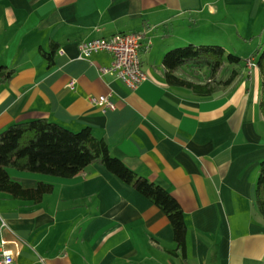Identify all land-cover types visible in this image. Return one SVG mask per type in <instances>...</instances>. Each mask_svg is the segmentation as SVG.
Returning <instances> with one entry per match:
<instances>
[{
    "label": "crops",
    "instance_id": "0c3cea01",
    "mask_svg": "<svg viewBox=\"0 0 264 264\" xmlns=\"http://www.w3.org/2000/svg\"><path fill=\"white\" fill-rule=\"evenodd\" d=\"M121 31L142 33L146 78L135 88L101 70L110 52L80 55L83 40ZM246 35L264 41V0H0V68L12 70L0 81V131L30 118L91 127L113 155L175 196L187 225L185 253H170L164 211L99 162L71 177L10 168L25 187L53 183L38 201L0 190V222L16 234L12 264H261L256 59L245 56L236 84L208 96L169 85L161 63L183 43ZM102 95L115 107L91 99Z\"/></svg>",
    "mask_w": 264,
    "mask_h": 264
},
{
    "label": "trees",
    "instance_id": "16d2710c",
    "mask_svg": "<svg viewBox=\"0 0 264 264\" xmlns=\"http://www.w3.org/2000/svg\"><path fill=\"white\" fill-rule=\"evenodd\" d=\"M42 54L52 62L51 52L43 50ZM161 63L169 85L187 88L201 96L234 86L245 68L240 55L227 52L224 45L218 43L188 42L174 46L164 52ZM256 63L260 74L258 104L264 115V49ZM11 74V69L0 68V81ZM91 162L103 164L161 208L173 228L174 247L168 251L185 253L187 225L179 201L167 188L136 173L113 155L106 141L95 135L91 127L83 126L74 131L46 118H30L12 122L0 131V190L13 196L38 201L51 191L53 183L38 180L33 186L25 187L10 175V168L71 177ZM255 192L257 207L264 218V158L259 163Z\"/></svg>",
    "mask_w": 264,
    "mask_h": 264
},
{
    "label": "built area",
    "instance_id": "2783aa9c",
    "mask_svg": "<svg viewBox=\"0 0 264 264\" xmlns=\"http://www.w3.org/2000/svg\"><path fill=\"white\" fill-rule=\"evenodd\" d=\"M151 42H146V47ZM142 44V33L139 31L115 32L107 37H91L83 40L80 45V55L90 57L92 53L105 50L112 54L110 63L100 67L103 72L114 74L130 88L137 87L145 78L139 48ZM250 60V59H248ZM70 88L74 80L68 81ZM92 101L103 109L114 108L115 103L110 95L92 97ZM16 240L13 229L5 222H0V264H12L17 249L10 246Z\"/></svg>",
    "mask_w": 264,
    "mask_h": 264
},
{
    "label": "rangeland",
    "instance_id": "374dc122",
    "mask_svg": "<svg viewBox=\"0 0 264 264\" xmlns=\"http://www.w3.org/2000/svg\"><path fill=\"white\" fill-rule=\"evenodd\" d=\"M203 40H205V39H200L199 42L204 43ZM209 40L210 41H208V40L205 41V43L222 44L221 40H214V39H209ZM187 43H183L182 45H185ZM177 46H181V45H177ZM224 47L226 48L227 52L228 51L234 52V53L240 55L243 59L245 58V56L253 55L255 57V59L257 60L260 53L264 49V41L260 42V39L258 38V36L246 35L245 40L243 38H242V40L232 39V41H227V43H225ZM198 74L201 75V71H199Z\"/></svg>",
    "mask_w": 264,
    "mask_h": 264
}]
</instances>
